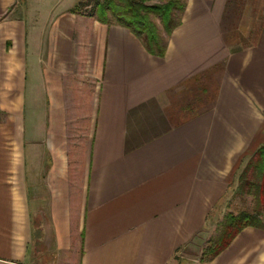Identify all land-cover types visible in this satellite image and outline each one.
I'll return each mask as SVG.
<instances>
[{
    "label": "crops",
    "instance_id": "0c3cea01",
    "mask_svg": "<svg viewBox=\"0 0 264 264\" xmlns=\"http://www.w3.org/2000/svg\"><path fill=\"white\" fill-rule=\"evenodd\" d=\"M255 1L248 42L247 0H185L159 54L80 0H0V264H264L252 227L193 255L264 146Z\"/></svg>",
    "mask_w": 264,
    "mask_h": 264
},
{
    "label": "rangeland",
    "instance_id": "374dc122",
    "mask_svg": "<svg viewBox=\"0 0 264 264\" xmlns=\"http://www.w3.org/2000/svg\"><path fill=\"white\" fill-rule=\"evenodd\" d=\"M254 1L255 0H247L245 5L248 4V7L244 18L245 22H243L244 27H241L240 31L235 30V39L237 37L242 39V37L244 36L246 38L245 40L249 42V40L253 37L256 26L258 24V21L255 18V9L253 7L255 5ZM184 3L185 0H80L78 5L76 6V9L81 13L96 15L97 17H102V14H105V18L103 19H105L109 23L117 24L120 20H122V22L124 23L131 22V14H137L136 18L133 19L135 21H139L140 24H144L146 28L143 29L145 30V32L142 36H144V38L146 39H149V36L153 37L156 49H158L163 48L169 38V35L165 30V23L160 19V17L154 14H147L142 12V7H164L171 4L173 10L168 20L173 26H176L179 24L182 16L184 15ZM102 7L105 8V12L102 11ZM247 179L249 180V182H252V180L260 181L261 175H256L255 178L247 177ZM238 184L239 183L237 182V187L227 194L224 202L218 208H216V210L210 216L208 223L206 224L205 231L200 237L201 239L196 241L199 249L193 255H198V257H200L201 250L207 244L209 239L216 237L221 232L223 228L222 224L227 214L232 213L233 215H239L243 212H254L255 202L257 201V198H254V195H252L254 193V190L250 189L251 191L249 194V187L242 191L240 188H238ZM190 258L191 256L181 259L184 261H189Z\"/></svg>",
    "mask_w": 264,
    "mask_h": 264
},
{
    "label": "trees",
    "instance_id": "16d2710c",
    "mask_svg": "<svg viewBox=\"0 0 264 264\" xmlns=\"http://www.w3.org/2000/svg\"><path fill=\"white\" fill-rule=\"evenodd\" d=\"M184 8V6H183ZM105 12V8H101ZM173 7L171 4L160 7V6H144L142 7V12L147 14H154L165 23V30L170 35L173 29L177 26H173L168 20L171 16ZM131 22H122L119 23L129 27L134 31L136 35L142 37L145 43L147 44L150 50H155L159 54L163 53V48L156 49L154 38L149 36V39L142 36L146 29L144 24H140L139 21H135L133 18H136L137 14L132 13ZM105 14H102V17H99L101 21L106 22ZM138 25V26H134ZM135 28H132V27ZM140 27V28H138ZM261 175L260 181L252 182L247 179V177H254L256 175ZM239 187L242 191L248 188V193L250 194V189L254 190V198H257L255 202V208L253 213L243 212L239 215H233L229 213L225 216L223 222V228L221 232L214 238L209 239L207 244L201 250L200 261L201 262H210L216 256H218L226 247L232 242V240L245 228L252 227L264 230V146L258 149L256 153L252 156L249 164L246 166L244 171L240 175Z\"/></svg>",
    "mask_w": 264,
    "mask_h": 264
}]
</instances>
